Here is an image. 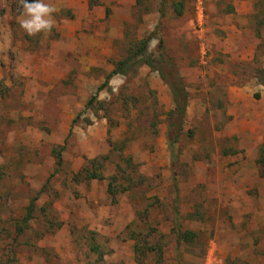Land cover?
I'll use <instances>...</instances> for the list:
<instances>
[{"label":"rangeland","instance_id":"374dc122","mask_svg":"<svg viewBox=\"0 0 264 264\" xmlns=\"http://www.w3.org/2000/svg\"><path fill=\"white\" fill-rule=\"evenodd\" d=\"M46 2L0 0V264H264V0Z\"/></svg>","mask_w":264,"mask_h":264},{"label":"clouds","instance_id":"9594fccd","mask_svg":"<svg viewBox=\"0 0 264 264\" xmlns=\"http://www.w3.org/2000/svg\"><path fill=\"white\" fill-rule=\"evenodd\" d=\"M22 15L21 28L30 36L50 32L55 26L54 13L57 9L46 0H21Z\"/></svg>","mask_w":264,"mask_h":264},{"label":"trees","instance_id":"16d2710c","mask_svg":"<svg viewBox=\"0 0 264 264\" xmlns=\"http://www.w3.org/2000/svg\"><path fill=\"white\" fill-rule=\"evenodd\" d=\"M172 7H173V12L175 13V15L177 17H182L184 15V7L185 6H184L183 2H175V3H173ZM162 44L163 43H161V45ZM164 79L167 81L166 77ZM168 84L171 86L172 92L174 95L175 106H176L175 114L177 113V114L181 115V118H182L185 114V111H186L187 96H186L184 90L177 89L173 86L174 85L173 81H171L170 83L168 82ZM62 151L63 150H58L55 152L56 159L58 161V165H60L62 162ZM95 163L96 162L94 161L90 164V165L94 166V170L88 169L84 172V174H85L84 179L85 180H94V179L104 180L105 179V177L101 173L97 172V169L95 168L96 167ZM111 188H112V185L110 184V190H111ZM33 209H34V202L31 204L30 208L28 209V215L24 221V224H27L31 220V214L33 212ZM179 237L181 239L185 240L186 242H190V241L194 240L195 234L193 232L187 231L184 233H180ZM97 249L98 248H92V250L94 252H97Z\"/></svg>","mask_w":264,"mask_h":264}]
</instances>
